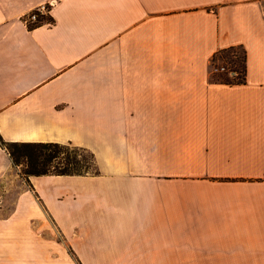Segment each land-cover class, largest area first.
Listing matches in <instances>:
<instances>
[{
    "label": "crops",
    "instance_id": "0c3cea01",
    "mask_svg": "<svg viewBox=\"0 0 264 264\" xmlns=\"http://www.w3.org/2000/svg\"><path fill=\"white\" fill-rule=\"evenodd\" d=\"M0 136L98 171L27 181L0 147V264H264V0H0Z\"/></svg>",
    "mask_w": 264,
    "mask_h": 264
},
{
    "label": "trees",
    "instance_id": "16d2710c",
    "mask_svg": "<svg viewBox=\"0 0 264 264\" xmlns=\"http://www.w3.org/2000/svg\"><path fill=\"white\" fill-rule=\"evenodd\" d=\"M44 22L53 24L54 20L51 17H41L40 22L29 25V29L32 30ZM236 50L241 51V58L235 56ZM220 55H225L226 59L233 64L234 68L230 72L235 77L230 78L228 73H214L213 78L229 86L243 85L246 82L247 72L245 48L238 46L219 51L212 59L213 66ZM0 147L9 154L14 166L21 168V175L27 181L30 177L84 176L98 173L94 155L71 143H14L6 142L0 136ZM82 153H87L90 158L83 157Z\"/></svg>",
    "mask_w": 264,
    "mask_h": 264
},
{
    "label": "rangeland",
    "instance_id": "374dc122",
    "mask_svg": "<svg viewBox=\"0 0 264 264\" xmlns=\"http://www.w3.org/2000/svg\"><path fill=\"white\" fill-rule=\"evenodd\" d=\"M234 54L238 58H241V56H242V53H241L240 50H236L234 52ZM223 68H225V69H223ZM233 68H234L233 64L230 63V61H228V59H226V56L225 55H220L217 58V60L215 61L214 66L212 64V74H214V73H217V74L218 73H228L230 78H233V77H235V75L231 74V72H230ZM82 156L86 157L87 159L90 158V156L87 153H82ZM18 168L21 171V168L20 167H18ZM91 171L94 172L93 169H91Z\"/></svg>",
    "mask_w": 264,
    "mask_h": 264
},
{
    "label": "built area",
    "instance_id": "2783aa9c",
    "mask_svg": "<svg viewBox=\"0 0 264 264\" xmlns=\"http://www.w3.org/2000/svg\"><path fill=\"white\" fill-rule=\"evenodd\" d=\"M53 3L54 2H51L50 4L41 6L40 8L32 12L25 20L26 24H28V26L32 24H37L40 22L41 17L50 16L51 8L54 5Z\"/></svg>",
    "mask_w": 264,
    "mask_h": 264
}]
</instances>
